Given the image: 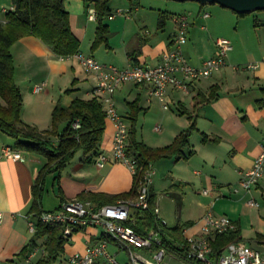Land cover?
Masks as SVG:
<instances>
[{"label": "crops", "instance_id": "1", "mask_svg": "<svg viewBox=\"0 0 264 264\" xmlns=\"http://www.w3.org/2000/svg\"><path fill=\"white\" fill-rule=\"evenodd\" d=\"M128 1L130 3L132 0ZM63 4L69 12L70 27L80 40V51L96 58L95 53L108 50L103 63L119 67L133 61L157 63L161 53L172 46L177 14L188 15L187 40L182 50L190 63L198 65L204 58L212 56L217 37H226L231 41L232 48L227 53L226 64L219 70L208 77L192 81L187 92L174 87L168 88L165 99L168 102L167 108H163L162 102L150 94V86L147 84H121L114 92V101L117 111L127 122L128 129L129 101L138 98L142 107L140 112L147 111L153 102H158L161 110L156 115L155 125L160 130H155L154 125V135L143 132L141 136L137 135L138 139L150 146L169 144L175 135L188 127L191 122L189 115L195 120L196 128L192 130L189 143L183 149L184 156L164 157L152 162L153 174L161 177L165 184L162 193L157 192L152 179L150 193L153 194L154 205L158 207V216L168 227L172 225L168 224L170 220L160 203L162 198L175 202L180 211L183 189L191 187L197 188L196 191L209 197L210 201L206 204L198 203L197 218H188L187 222L191 224L185 226L183 232L191 233L198 229L201 216L211 206L214 208L213 204L217 201L222 205L221 211L236 221L241 236L244 235L242 231L247 230L263 233L264 216L258 214L259 217L253 219L250 215L254 208L259 209L260 203L258 202V206H251L246 200L254 198L258 201L255 198L258 191L264 195V175L248 190L239 189L234 192L233 186L238 182L239 170L252 165L260 146L264 144V11H252L239 16L218 3L206 6L197 1H187L183 12L171 13L163 28H158V12L163 9L158 8L157 13L153 14L152 10L139 9L134 3L126 6L121 0L120 4L109 3L110 13L118 7L129 8L130 12L112 18L108 14L105 22L109 28V46L103 43L91 50L97 26L94 0H63ZM3 8H12L11 1L9 0L8 7H2V11ZM91 9L94 12L92 18ZM204 12H208V15L203 16ZM110 35L115 36V42L110 40ZM83 48L89 52H85ZM10 50L14 59V79L22 95L20 117L23 122L38 129L49 128L51 112L57 102L65 107L76 97L92 96L90 91L95 86V77L93 73L83 70L74 57L54 54L33 35L19 38L11 45ZM248 63L254 66L246 67ZM41 81L46 83L43 89L34 91L33 85ZM211 84L218 85L217 97L199 102L197 94L207 93ZM66 89L70 90L65 91ZM0 101L4 103L1 98ZM169 103H173L174 108ZM113 132L114 125L105 116V128L97 152L111 155ZM203 133L218 137L219 140L204 142ZM3 145L16 147L15 139L9 142L0 134V150ZM20 150L23 159L0 155V211L3 214L0 219V264H24L21 249L30 239L34 240V245L43 246L45 238L29 231L28 218L34 215L29 212L33 198L32 185L46 158L35 152ZM95 155L94 151L87 158L82 150H78L61 169L58 179H55V171L49 172L44 179L40 209L50 210L64 201L75 200L81 192L127 191L132 182L128 168L111 159L102 167H97L94 164ZM49 198L53 200L51 204L47 203ZM101 236L102 228L99 226L78 228L65 241L64 250L59 254L63 256L60 264H69L66 258L71 252L81 250L87 241ZM256 241L258 244L261 242L257 238Z\"/></svg>", "mask_w": 264, "mask_h": 264}, {"label": "built area", "instance_id": "2", "mask_svg": "<svg viewBox=\"0 0 264 264\" xmlns=\"http://www.w3.org/2000/svg\"><path fill=\"white\" fill-rule=\"evenodd\" d=\"M4 10V8H3ZM130 9L118 7L109 18L118 14H128ZM204 12L203 16H207ZM90 17H94L91 9ZM176 31L172 39V46L165 49L155 64L130 62L124 67L100 62L94 56L81 51L74 53L80 67L93 73L95 86L90 94L100 97L105 111V116L114 125L112 136L111 155L97 152L94 164L102 167L109 159L125 165L131 175L136 173L137 162L127 150L128 124L117 111L114 101L115 90L123 83L147 84L150 94L162 102V107L167 108L165 100L169 87H174L182 92H187L192 81L208 77L226 64V56L232 48L231 41L226 37L215 39V53L204 58L200 64L190 63L183 53L182 46L187 40L188 15H175ZM253 67L252 63L245 65ZM45 81L35 83L34 91H40L45 86ZM79 127V122L73 123ZM155 130H160L158 125ZM0 155L13 159H23L22 151L10 145H3ZM154 173L152 164L149 165L140 179L136 195L133 199L121 198L115 202L95 205L90 200H70L60 203L50 210H42L38 215H30L28 229L35 232L37 222L63 227V238L68 240L73 233L81 227L99 226L102 236L96 240H89L81 250L71 252L66 261L69 264H120L117 256L124 252L130 264H162L166 253L181 256L190 263L196 264H264V242L256 247L245 239H234L222 246L219 251L213 248L214 239L221 234L237 229V223L226 214L214 213L207 209L200 218V226L191 233L182 231L183 241H172V246L179 250L169 249L162 243V230L147 228L145 232L137 231L129 220L132 219L134 206L142 209L150 207V187ZM264 175V144L255 156L252 165L239 170V179L233 191L248 190L255 186ZM206 193V190L203 191ZM246 203L258 206L254 198H249ZM153 211L158 218V207L153 206ZM3 214L0 211V219ZM178 253H181L178 254ZM43 246L34 245L24 254V264H39L45 257Z\"/></svg>", "mask_w": 264, "mask_h": 264}, {"label": "trees", "instance_id": "3", "mask_svg": "<svg viewBox=\"0 0 264 264\" xmlns=\"http://www.w3.org/2000/svg\"><path fill=\"white\" fill-rule=\"evenodd\" d=\"M12 8H4L3 17L0 18V130L15 139V146L35 152L46 158L45 164L39 170L32 185V203L30 213L38 215L42 209L40 204L44 192V179L49 172H59L78 150H82L87 158L95 151L102 139L105 128V111L98 96L91 94L89 98H74L68 106H62L57 102L51 112V124L49 128L38 129L21 120L22 95L14 79V59L11 53V45L19 38L33 35L39 38L50 50L61 57L71 56L80 51V40L73 33L69 12L63 4V0H10ZM97 26L95 36L90 49L95 50L99 45H108L109 28L105 18L110 14L109 0H94ZM171 13L160 10L158 12L157 27L163 28L165 21ZM246 13H237L242 16ZM135 60V57L133 58ZM137 62V61H133ZM70 89H66L68 91ZM218 85L211 84L207 93H198L199 102L210 101L217 97ZM129 129L127 138V150L134 155L137 162V170L132 174L131 186L127 191L117 193L105 192H81L77 194L78 200H90L95 205L115 202L121 198H134L140 179L153 161L164 157L184 156L183 149L189 143V136L196 128L195 120L189 115L191 122L187 128L174 136L173 140L163 146H150L137 137L138 113L142 110L138 98L129 101ZM183 113V112H182ZM79 122V127L73 123ZM202 140L218 141V137H210L202 134ZM60 188H58V191ZM172 194V193H171ZM59 195L62 199L61 192ZM153 194L150 193L149 209L134 206L132 219L129 220L137 231L143 233L147 228L162 230V243L169 249L179 250L172 246V241H183V228L191 223L176 224L168 227L153 211ZM63 227L60 225H48L37 222L35 236L45 237L43 248L45 257L39 264H53L55 259L64 250L65 239L62 235ZM240 229L218 235L213 241V248L219 251L227 242L239 239ZM256 238L264 242V233L257 232ZM260 242V243H261ZM35 244L33 239L21 249L24 255L30 246ZM181 255V253H178ZM196 264V263H191Z\"/></svg>", "mask_w": 264, "mask_h": 264}, {"label": "rangeland", "instance_id": "4", "mask_svg": "<svg viewBox=\"0 0 264 264\" xmlns=\"http://www.w3.org/2000/svg\"><path fill=\"white\" fill-rule=\"evenodd\" d=\"M8 2H9V0H0V17L3 16V14H4V12L2 11V7L3 6L8 7ZM185 2H187V1L132 0L130 3H132V4L134 3V5H138L139 9L152 10L153 14L157 13L158 8L163 9L169 13H172V14H174V13L177 14V13L183 12L185 10V7H186ZM109 3H110V5H116V4H120L121 0H110ZM122 3H124L126 6L130 4L128 0H122ZM212 4H206V6H211ZM125 9H127V8H125ZM259 11H264V10H255L252 13H259ZM118 18H120V17H118ZM108 22L110 23V21H108ZM131 30H133V27ZM110 36H111L110 40H112V42H115L116 41L115 36H113V35H110ZM83 50L85 52H89V50H87V49L83 48ZM117 52L119 53L120 56L123 57L122 53L119 50ZM106 53H108V50H103L102 52H99L97 54L95 53V55H96L97 59L99 58V60H101L100 62H103ZM114 63L121 64L118 62H114ZM169 105L172 108H174L173 103H169ZM115 107H116V105H115ZM116 109H117V107H116ZM159 110H161V109H160V105L158 104V102H157V104L155 102H153L152 105L147 108V111L138 113V116H137V118H138L137 135L141 136L142 132L144 134L154 135L153 126L156 124L155 118H156V115L158 114ZM0 134H2L4 137H6V139H8L9 142H12L14 140L13 137L7 135L6 133L2 132L1 130H0ZM152 178L154 180V186L158 190L157 192L162 193L161 190L164 187L165 181L162 180L161 177H159L155 174L152 175ZM167 184H168V182H167ZM236 185H237V183L234 186H236ZM196 189L197 188L192 189L191 187H185L183 189L182 197L180 200L181 201L180 211L177 210V205L175 204V202L170 201L169 198H162V201L160 203L162 204L163 209L165 210V215L170 220V221H168V224L173 226L178 222V224L183 225L185 222H187L188 218H192V219L197 218L198 212H199L198 203L206 204L210 201V198L202 196L201 194H199L196 191ZM223 189H224V187L221 188L220 190H223ZM162 196H163V194H162ZM255 198L260 203V207L258 210L256 208H254V210L252 211V214L250 213V215H252L253 219H256V217H259L258 214H260V216H264V195H262L261 192L258 191L255 193ZM52 202H53V200H51L50 198L47 201L48 204H51ZM213 205H214V208L212 206L210 208L214 213L225 214L223 211H221L222 209H220V208L222 207V205H220L219 202L216 201L215 204H213ZM253 222L255 224L254 220H253ZM242 233L244 234L241 236V237L244 236L243 239H245L252 246H254V247L257 246L258 243H255L257 241H256V233H254V231L247 230V231H242ZM260 233H262V232H260ZM117 258H118L120 264H130L127 261V258L125 256L124 252H121L117 256ZM60 261H63L62 255H59L53 263L54 264H60ZM162 264H191V263L188 260L182 258L181 256L166 253V255L163 258Z\"/></svg>", "mask_w": 264, "mask_h": 264}, {"label": "water", "instance_id": "5", "mask_svg": "<svg viewBox=\"0 0 264 264\" xmlns=\"http://www.w3.org/2000/svg\"><path fill=\"white\" fill-rule=\"evenodd\" d=\"M176 1H197L200 4L218 3L236 13H249L255 10L264 9V0H176Z\"/></svg>", "mask_w": 264, "mask_h": 264}]
</instances>
